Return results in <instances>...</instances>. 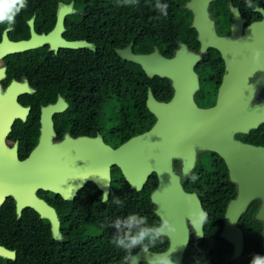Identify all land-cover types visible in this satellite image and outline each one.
Listing matches in <instances>:
<instances>
[{
  "label": "water",
  "instance_id": "95a60500",
  "mask_svg": "<svg viewBox=\"0 0 264 264\" xmlns=\"http://www.w3.org/2000/svg\"><path fill=\"white\" fill-rule=\"evenodd\" d=\"M214 1L188 0L183 7L191 12V28L197 33L199 53L190 51L183 43L178 44L170 58L160 54L157 48L148 54H135L129 48L118 52L120 59L138 65L148 79L157 77L170 82L172 96L168 102L157 101L151 91L147 92L145 106L154 117L147 131L130 137L115 149L98 138L74 141L67 138L55 145L51 118L65 107L60 109L55 104L41 110V136L37 149L27 160H19L16 145L0 152L1 182L16 201L18 217L24 208L33 209L49 222L53 239L60 240L57 214L37 197L36 191L51 192L70 201L85 183L91 182L101 192L103 203L109 198L112 167L120 171L134 192H140L150 176L155 175L157 185L149 198L157 219L167 220L171 225L163 236L168 247L162 252L140 249L133 255L135 264H158V258L168 253L171 264H182L190 236L195 240L203 238L208 217L198 195L186 192L183 182L194 171L200 154L213 153L224 162L229 183L236 192L226 205L219 238L232 246L231 260L237 259L244 245L238 223L250 204L257 201L253 219L262 225L261 256H264V147L235 139L236 135H246L264 123V105L250 108L252 98L264 84V11L257 10L263 15L261 22L244 28L237 9L231 8L234 22L230 34L219 37L209 21V6ZM69 12L70 8L58 10L56 29L49 35L36 38L32 32L29 41L18 43L5 42L4 36L0 56L39 47L42 43L52 44ZM60 46L76 49L81 45L61 42ZM207 49L220 53L225 70L215 104L204 109L194 101L199 90L194 68ZM257 50L261 56L254 59ZM16 94L9 91L6 97L0 93V140L8 134L15 118H24L25 112L15 102ZM72 161L83 165L84 172L78 176L71 174ZM175 161L179 162V170L174 168ZM105 194L107 199L103 200ZM0 255H5L1 249ZM128 264H133L131 259Z\"/></svg>",
  "mask_w": 264,
  "mask_h": 264
},
{
  "label": "flooded vegetation",
  "instance_id": "af4514ba",
  "mask_svg": "<svg viewBox=\"0 0 264 264\" xmlns=\"http://www.w3.org/2000/svg\"><path fill=\"white\" fill-rule=\"evenodd\" d=\"M187 1L188 0L185 1L184 5ZM53 3L55 4V19H37V15L40 13V11L38 12L37 10H39L43 4L52 5ZM184 5H182V8ZM257 5H259V9L264 11V0L263 4L258 3ZM62 8H70L71 12L63 19V29L59 32V36L54 38L52 44L42 43L39 47L36 46L35 48L20 52H9L0 56V93L6 94L4 96L8 97L9 91L10 93H12V91L17 92L14 97L15 102L22 111L25 112L23 113V119L15 118L13 120L10 131L6 134L4 139L0 140V152H2L5 147L10 149L16 145L18 158L22 162L27 160L31 153L37 149L42 130L41 110L55 104H58L60 109L63 106L65 107L61 112L53 114L51 118L53 130L55 129V136L52 138L53 144L59 145L67 138L71 141L79 138H98L111 148H117L119 145L113 147V141L109 140L106 135L105 104L106 102H110L106 99L107 77L110 75L115 79L119 75L120 61H123L118 56L120 50L129 48L135 54H148L135 52L133 49V40L130 44L120 48L121 36L119 27L116 26L115 29H113L114 26L107 23L111 19H88L89 12L85 11L83 8H78L75 0H55V2L51 0H27V6L22 9L21 12L22 14H32L31 17L28 19H16L14 27L10 31L6 30L5 25H0V44L4 42V36L7 38V40L5 38V42L18 43L29 41L32 38V32L36 38L40 35H49L56 29V15L58 10ZM231 8L237 9L243 21L244 28L261 22L263 19V15L257 12V9L252 8L251 11H248L244 7L233 5V0L227 1L225 11L221 8L212 10L209 6V21L213 22L214 30L219 37H226L230 34V29L234 22ZM79 17L83 19H73ZM191 22L192 15L190 12V29H192ZM30 23H32V27ZM192 30L195 32V40L197 41V33L194 29ZM61 42L76 43L81 46L76 49H64L60 46ZM179 43L182 42L177 43V48ZM199 47V43L197 50H193L187 46V48L194 53H199ZM154 48L156 47H153V50ZM175 50H173L172 55ZM164 57L170 58L167 56ZM118 59L120 61H117ZM123 62L130 63L126 61ZM201 65L205 66L213 73L214 68H218L214 76L216 78L214 84L215 86L217 85L215 92H209V89L202 87V82L205 78L212 80L213 77L210 72L205 76L201 69L198 68ZM194 70L199 80V90L197 93L200 92L201 88L203 92L208 90L206 92L211 93V97L208 100L196 96V93L194 95V101L200 108L206 109L212 107L215 104L217 90L225 70V63L220 53L213 49H207L204 54H201V60L195 66ZM168 83L171 89L170 82L168 81ZM146 87L148 88L147 92L151 91L149 85H146ZM169 100L160 102H168ZM263 105L264 84L252 98L250 108ZM235 139L245 144L264 147V144H254V141L256 142L258 140L264 142V123L256 130H251L246 135H236ZM200 156L201 154L198 156L197 163ZM1 157L3 160L4 156ZM69 168L71 174L75 173L77 176L80 172H84L83 165L76 164L73 161ZM113 168L114 167L111 168V171ZM174 168L179 170L178 161L174 162ZM1 181L2 179L0 177V249L5 255H0V264H58V255H55L58 249L55 252L52 250V255H47L49 250L56 247L55 242L60 243L62 248L65 243L66 247L71 248L66 258L63 255L59 256L61 259H66V264H78L73 249L74 247H77V249L83 247L85 243L80 241L77 235L69 241L67 240V236L72 230L86 231L88 236L90 206L87 204V197L89 198V193L92 188L91 185H95L91 182L85 183L70 201H65L61 196L51 192L42 190L36 191L37 197L52 207L57 214L59 219V234L62 239L56 240L52 237L49 222L42 219L33 209L24 208L18 217L16 201L6 192L7 186ZM94 198V195H92L93 200ZM62 208L67 210L66 223H64L61 218ZM257 209L258 202L256 211ZM98 221L102 222V217L100 215ZM238 228L243 233L244 245L242 253L237 259L231 260L233 255L232 246L223 240L230 247L229 251L219 249L216 253L223 255L228 254L225 257L223 256V259L212 256V258L210 257L206 260L197 261L199 260L197 259L190 264H250L255 255L261 256V234L259 249L245 241L246 231L239 226V223ZM48 231L50 234L49 236ZM220 232L217 238H219ZM161 239L166 240L167 244L165 247L164 245L158 246V242L155 247L150 246L147 250L152 252L165 251L168 247V240L164 237ZM192 239L194 242L198 241L191 235L189 245ZM161 248L164 249L160 251ZM139 250L140 248L138 251ZM11 253H13V256L10 257L9 254ZM128 260H126L127 264Z\"/></svg>",
  "mask_w": 264,
  "mask_h": 264
},
{
  "label": "trees",
  "instance_id": "16d2710c",
  "mask_svg": "<svg viewBox=\"0 0 264 264\" xmlns=\"http://www.w3.org/2000/svg\"><path fill=\"white\" fill-rule=\"evenodd\" d=\"M55 2V0H51ZM68 1V0H65ZM78 8H83L89 12L88 19H111L108 24L119 27L121 38L120 48L130 44L133 40V49L137 53H149L156 47L161 54L170 57L173 50L177 48V43L182 42L189 48L197 50L198 43L195 40V32L189 28L190 12L182 8L186 0H160V3L167 4V16H161L155 10L156 0H138L133 6H118V0H75ZM228 0H215L211 3L212 10L221 8L225 11ZM246 0H233V5L244 7L248 11L252 8L246 7ZM257 5L263 4V0H252ZM262 6V5H261ZM55 4L42 5L38 12L37 19H55ZM32 14H22L20 12L16 19H28ZM70 19V18H68ZM73 19H83L82 17ZM86 19V17H85ZM117 30V29H116ZM117 61H120L119 59ZM118 77L109 75L106 84L105 108L113 111L109 117L106 116V135L117 147L132 136L147 131L154 123V117L148 112L145 106L146 92L149 85L154 97L159 101H167L171 98V89L167 80L154 78L149 80L140 67L132 63L120 61ZM203 74L212 73V80L205 78L202 87L216 91L217 67L214 73L201 65ZM114 75V74H113ZM202 91L197 93L203 99H209L211 93ZM204 93V94H203ZM203 95V96H201ZM109 123V125L107 124ZM254 144H264L262 140L254 141ZM196 175L198 179L191 182V177ZM157 185L155 175H151L147 183L140 192H134L125 182L120 171L113 168L111 171V184L109 198L106 202H101V192L91 185L87 204L90 206L89 231L72 230L68 233L67 240L79 236L83 247H74L78 264H127L126 253L116 248L111 239L118 234V230L111 225L117 218L126 219L130 214H139L147 219L149 225L159 224L160 221L154 214V206L150 202V194ZM186 192H195L201 203L203 210L208 214L203 228V238L193 241L188 246L183 264L206 260L215 256L225 257L223 254H216L218 250L229 251L230 247L221 239L217 238L223 224V216L227 203L234 198L235 188L229 183L227 169L224 162L213 153L201 154L199 161L192 172L183 182ZM94 195V200L92 199ZM119 199L120 204L115 203ZM257 207V202H253L245 214L242 215L239 226L246 231L245 238L248 244L260 249V234L262 225L252 219ZM61 218L64 223L67 218V210L62 208ZM99 215L102 222L98 221ZM250 230V231H249ZM135 231V229H133ZM249 231V232H248ZM248 232V233H247ZM48 231V236H49ZM56 247L48 251L47 255H52V250L57 249L58 264H66V256L70 247L63 248L60 243L55 242ZM82 243V242H81ZM165 239H161L158 246H166ZM139 248L133 249V254ZM164 248H161L163 250ZM203 249V250H202ZM63 255L65 258L61 259ZM223 257V258H224ZM222 258V259H223Z\"/></svg>",
  "mask_w": 264,
  "mask_h": 264
},
{
  "label": "clouds",
  "instance_id": "9594fccd",
  "mask_svg": "<svg viewBox=\"0 0 264 264\" xmlns=\"http://www.w3.org/2000/svg\"><path fill=\"white\" fill-rule=\"evenodd\" d=\"M137 3L138 0H118V6H133ZM26 6L27 0H0V25H5L6 30H12L16 16ZM154 7L161 16H167V4H162L160 0H156ZM246 7L259 9V5L253 4L252 0H246ZM260 56L261 52L257 50L254 59H258ZM190 179L191 182L195 183L198 177L193 175ZM102 199L106 200L107 194ZM115 203L120 204L121 202L117 199ZM200 216L203 218V212L200 213ZM111 226L118 230V234L113 235L111 243L125 252V259H131L133 264H135L133 249L140 248L146 252L150 246L155 247L171 229V225L167 220H162L159 224L149 225L147 219L139 214H130L126 219L117 218ZM158 264H171L169 253L159 257ZM250 264H264V256L255 255Z\"/></svg>",
  "mask_w": 264,
  "mask_h": 264
},
{
  "label": "rangeland",
  "instance_id": "374dc122",
  "mask_svg": "<svg viewBox=\"0 0 264 264\" xmlns=\"http://www.w3.org/2000/svg\"><path fill=\"white\" fill-rule=\"evenodd\" d=\"M210 90V89H209ZM113 113V111L112 110H110L109 108H107V110H106V116L107 117H109L110 116V114H112ZM109 115V116H108ZM107 124L109 125V123L107 122Z\"/></svg>",
  "mask_w": 264,
  "mask_h": 264
},
{
  "label": "bare ground",
  "instance_id": "6f19581e",
  "mask_svg": "<svg viewBox=\"0 0 264 264\" xmlns=\"http://www.w3.org/2000/svg\"><path fill=\"white\" fill-rule=\"evenodd\" d=\"M55 130V129H54Z\"/></svg>",
  "mask_w": 264,
  "mask_h": 264
}]
</instances>
